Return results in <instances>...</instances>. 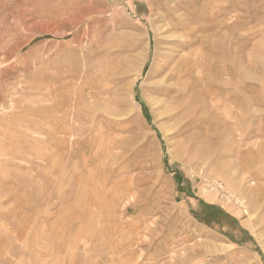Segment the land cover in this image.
Returning <instances> with one entry per match:
<instances>
[{
	"label": "rangeland",
	"instance_id": "obj_1",
	"mask_svg": "<svg viewBox=\"0 0 264 264\" xmlns=\"http://www.w3.org/2000/svg\"><path fill=\"white\" fill-rule=\"evenodd\" d=\"M0 264H264V0H0Z\"/></svg>",
	"mask_w": 264,
	"mask_h": 264
},
{
	"label": "bare ground",
	"instance_id": "obj_2",
	"mask_svg": "<svg viewBox=\"0 0 264 264\" xmlns=\"http://www.w3.org/2000/svg\"><path fill=\"white\" fill-rule=\"evenodd\" d=\"M172 42L173 41H169V43ZM137 58H139V54L132 56L130 59L132 60ZM171 59H172V54L170 56H166V62L161 66V72L164 75L162 77V81L159 82V84L157 83L159 85L158 87L159 93L162 94L163 97H165L166 99L169 98L168 101H166L165 99L161 101V103H163V105L162 104L161 105L164 108L161 114L162 116L169 114L170 111L173 112L177 110V104L175 103L174 100L176 96V90H178L177 89L178 85L175 81L177 72H175V74L171 72V69L174 67V64L172 65L166 64Z\"/></svg>",
	"mask_w": 264,
	"mask_h": 264
},
{
	"label": "trees",
	"instance_id": "obj_3",
	"mask_svg": "<svg viewBox=\"0 0 264 264\" xmlns=\"http://www.w3.org/2000/svg\"><path fill=\"white\" fill-rule=\"evenodd\" d=\"M143 113H144L145 117L147 118V120H149V114H148L146 108H143Z\"/></svg>",
	"mask_w": 264,
	"mask_h": 264
}]
</instances>
